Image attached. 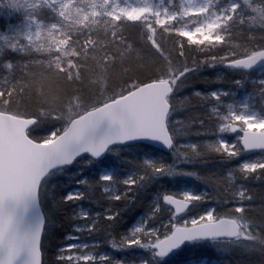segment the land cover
Masks as SVG:
<instances>
[{
  "label": "snow or ice",
  "instance_id": "obj_1",
  "mask_svg": "<svg viewBox=\"0 0 264 264\" xmlns=\"http://www.w3.org/2000/svg\"><path fill=\"white\" fill-rule=\"evenodd\" d=\"M0 8V264H264V0Z\"/></svg>",
  "mask_w": 264,
  "mask_h": 264
},
{
  "label": "trees",
  "instance_id": "obj_2",
  "mask_svg": "<svg viewBox=\"0 0 264 264\" xmlns=\"http://www.w3.org/2000/svg\"><path fill=\"white\" fill-rule=\"evenodd\" d=\"M22 15L19 13H13L11 16L5 14V10L0 8V32H5L8 29L9 24H17L21 21ZM142 211L137 209L135 213L131 215H125V226L132 223L133 219ZM212 258H215L214 255Z\"/></svg>",
  "mask_w": 264,
  "mask_h": 264
},
{
  "label": "rangeland",
  "instance_id": "obj_3",
  "mask_svg": "<svg viewBox=\"0 0 264 264\" xmlns=\"http://www.w3.org/2000/svg\"><path fill=\"white\" fill-rule=\"evenodd\" d=\"M106 250H110V249H106ZM117 255H120V253H117Z\"/></svg>",
  "mask_w": 264,
  "mask_h": 264
}]
</instances>
